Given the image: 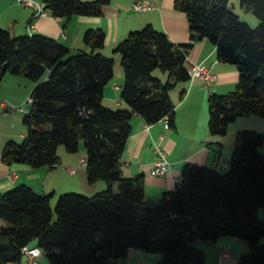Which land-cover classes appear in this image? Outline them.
Segmentation results:
<instances>
[{"label": "trees", "instance_id": "trees-1", "mask_svg": "<svg viewBox=\"0 0 264 264\" xmlns=\"http://www.w3.org/2000/svg\"><path fill=\"white\" fill-rule=\"evenodd\" d=\"M53 16H97L110 0H41ZM258 19L251 28L230 9L229 0H175L186 13L191 41L207 38L220 61L235 65L239 76L233 91L208 96V129L224 135L238 117L264 116V0H239ZM89 51L69 48L42 35L12 36L0 27V78L24 74L35 86L22 143L7 142L2 162L32 168L59 164L57 147L70 153L82 140L86 178L104 181L105 190L92 196L73 192L58 196L53 220L50 195H35L19 184L0 194V264L21 263V248L41 247L51 264H116L129 249L161 255L159 264H203L195 239L221 236L243 239L249 251L237 264H264V135L242 130L224 173L194 163L182 166L180 179L152 205L145 198L142 174L124 177L120 160L138 114L147 124L164 117L175 126L169 92L190 79L185 66L189 43L175 44L151 25L129 32L113 49L121 56L124 83L121 98L130 109L102 103L105 85L113 78L114 59L99 52L105 44L100 29L84 32ZM168 74L163 82L153 75ZM45 80L41 81L44 75ZM117 184L114 191L112 184Z\"/></svg>", "mask_w": 264, "mask_h": 264}, {"label": "crops", "instance_id": "crops-1", "mask_svg": "<svg viewBox=\"0 0 264 264\" xmlns=\"http://www.w3.org/2000/svg\"><path fill=\"white\" fill-rule=\"evenodd\" d=\"M43 13L35 14L32 7L25 6L16 0H0V27L12 36L42 34L54 38L69 48L70 53L90 48L83 41L87 29H100L105 35V44L99 52L114 59L113 78L105 85L102 103L111 109H130L121 98L124 83L121 56L113 51L114 47L124 40L129 32L140 30L146 25L164 32L175 44L189 43L186 50L185 66L203 64L210 68L216 77L207 83L194 77L177 83L169 92L174 105L175 126H166L165 122L147 123L133 114L130 120L131 133L120 160V170L124 177L137 174L144 175L145 198L158 200L160 196L174 188L180 179L182 166L189 162L213 168L220 173L228 170L229 162L237 142V134L242 130H253L264 135V116L249 115L236 118L229 123L224 135H213L208 129V96L210 93L223 95L235 89L238 81V70L235 65L220 61L216 47L207 38L191 41L189 22L184 11L175 8V0H154V8L140 12L131 8L134 0H110L102 6L101 15H73L66 19L53 16L44 8L41 0H33ZM231 5V0H229ZM256 25L258 21L252 20ZM156 75V74H155ZM158 76V75H157ZM45 74L42 80H45ZM160 79L167 77L165 72ZM168 79V78H167ZM35 83L24 74L5 73L0 78V100L7 106H0V194L18 184L38 187L42 194L50 195V205L58 196L68 191H79L85 188L87 195L107 187L104 181L88 183L85 162L86 150L79 143L77 152H68L63 145L57 147L59 164L32 168L26 164L8 165L1 160L4 145L9 142H20L24 139L27 127L23 116L30 110L25 109ZM20 107L22 111L15 109ZM160 146L169 161V171L164 176H151L149 171L154 160V148ZM264 154V140L258 148ZM74 166L71 173L65 167ZM10 168L18 172L15 180L10 181L7 173ZM115 183L112 184L114 188ZM85 194V195H86ZM264 222V207L257 211ZM0 225L5 223L0 220ZM264 242V238L261 239ZM192 244L205 254L203 264H237L238 259L249 251L248 244L241 238L221 236L215 241L195 239ZM227 249L228 255L218 261L221 249ZM161 255L147 253L140 249H129L128 253L116 260V264H159ZM23 260V258H22ZM20 264V263H9ZM39 264H51L46 256L39 258Z\"/></svg>", "mask_w": 264, "mask_h": 264}, {"label": "built area", "instance_id": "built-area-1", "mask_svg": "<svg viewBox=\"0 0 264 264\" xmlns=\"http://www.w3.org/2000/svg\"><path fill=\"white\" fill-rule=\"evenodd\" d=\"M17 3L32 7L35 11V14H42V8L37 5L33 0H16ZM154 0H134L131 4V8L135 11H148L153 9ZM188 74L190 79L197 77L200 79L205 80L207 83L215 80V75L211 73L210 68L203 65V64H196L191 65L188 69ZM28 103H31V98L28 99ZM0 106H7L6 102L0 100ZM17 110L22 111L20 107H14ZM159 121L165 122V125L168 126V118L164 117ZM149 124H147V127ZM154 160L152 163V167L149 171V175L151 176H164L169 171V161L167 160L166 153L160 146H155L154 148ZM68 171L73 173L75 171L74 166H66L65 167ZM18 172L15 168H10L7 177L10 181L15 180L17 177ZM21 255L23 260L20 264H39V258L45 256L44 250L36 245H25L21 248ZM228 255L227 249H221L218 255V261H222Z\"/></svg>", "mask_w": 264, "mask_h": 264}, {"label": "rangeland", "instance_id": "rangeland-1", "mask_svg": "<svg viewBox=\"0 0 264 264\" xmlns=\"http://www.w3.org/2000/svg\"><path fill=\"white\" fill-rule=\"evenodd\" d=\"M230 9L232 12H234L237 16H239V20L245 24H247L249 27L251 28H256L258 26L259 23H257L256 25H254L252 23V20L254 19V21H258V19L251 13V12H246L243 8H241L240 6V1L239 0H231V5H230ZM259 22V21H258ZM79 52V51H78ZM76 52V53H78ZM76 53H70V54H76ZM119 55V54H118ZM121 61V60H120ZM166 73V72H165ZM156 74V75H155ZM153 75L156 77H159L162 75V71L160 69H156L153 71ZM158 75V76H157ZM167 77L162 79L163 82H166L167 78H168V74L166 73ZM160 78V77H159ZM226 94V93H225ZM30 107V104H25L24 108L27 109ZM23 140H21L20 142H18L19 144L22 143ZM80 145L82 147H84L83 141H80ZM19 185V184H18ZM106 188H104L103 190H105ZM100 190V191H103ZM114 191L117 190V184L115 183V186L113 188ZM100 191H95L94 193H90V195H87L85 192L86 189L81 187V189H79V191H68V192H73L76 194H80V195H84V196H92L93 194H95L96 192H100ZM67 193V192H66ZM86 194V195H85ZM57 200V199H56ZM55 202L52 203L51 209L53 212V220L55 219V214H54V207H55Z\"/></svg>", "mask_w": 264, "mask_h": 264}, {"label": "water", "instance_id": "water-1", "mask_svg": "<svg viewBox=\"0 0 264 264\" xmlns=\"http://www.w3.org/2000/svg\"><path fill=\"white\" fill-rule=\"evenodd\" d=\"M33 192H34V194L35 195H42V190L41 189H39L38 187H33ZM146 200L149 202V203H151L152 205H156L157 204V200H154V199H152V198H150V197H147L146 198Z\"/></svg>", "mask_w": 264, "mask_h": 264}]
</instances>
